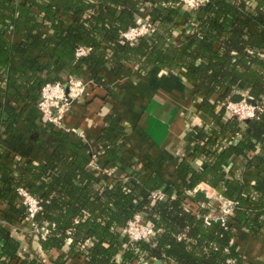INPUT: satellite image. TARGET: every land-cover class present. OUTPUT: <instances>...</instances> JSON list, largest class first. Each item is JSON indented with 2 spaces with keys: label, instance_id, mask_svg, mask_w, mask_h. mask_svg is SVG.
<instances>
[{
  "label": "trees",
  "instance_id": "obj_1",
  "mask_svg": "<svg viewBox=\"0 0 264 264\" xmlns=\"http://www.w3.org/2000/svg\"><path fill=\"white\" fill-rule=\"evenodd\" d=\"M178 1L0 0V201L6 205L0 206V236L7 258L40 262L19 258L20 244L6 227L28 222L21 187L41 202L36 222L47 230L40 236L42 249H60L71 240L70 253L87 251L89 264H116L118 255L121 264L146 257L241 264L233 242L237 225L264 231V190L243 181L236 165L226 168L233 156L245 169L264 165V0H209L195 9ZM146 4L153 35L123 41L122 32ZM176 30L181 44L172 39ZM79 48L86 54L79 56ZM133 65L183 71L201 98L200 110L213 119L212 132L197 129L201 144L179 164L177 181L166 185L154 172L117 173L126 138L118 116H106L99 137L104 165L118 167L104 179L88 170L92 147L84 137L46 122L37 107L47 83L80 77L86 69L106 84L107 69L117 79L131 76ZM239 90L262 106L255 118L239 121L221 105ZM256 143L259 151L253 152ZM200 157L204 166L197 169L191 160ZM201 183L236 202L226 224L205 223L210 208L203 204L211 199ZM162 186L164 198L151 200ZM137 212L150 216L158 232L149 241L129 243L122 229Z\"/></svg>",
  "mask_w": 264,
  "mask_h": 264
},
{
  "label": "crops",
  "instance_id": "obj_2",
  "mask_svg": "<svg viewBox=\"0 0 264 264\" xmlns=\"http://www.w3.org/2000/svg\"><path fill=\"white\" fill-rule=\"evenodd\" d=\"M149 13L150 6L146 4L136 15L144 17L149 16ZM172 39L178 44L182 43L180 30L174 31ZM132 69L131 76L117 79L107 69L106 84L94 81L90 72L85 69L80 74L87 85L84 98L70 104L63 118V130L76 131L84 137L92 150H99V137L105 127L106 116H118L126 129V138L120 143L124 151L123 163H119L118 170L107 167L111 170L114 168L117 173L125 170L129 174L154 172L161 176L166 185L170 180L177 181L179 164L201 144L197 129L204 128L207 132H212L213 119L200 110L201 98L194 92L193 81L183 71H169L159 67L141 71L137 65H133ZM235 93L246 95L248 91L239 90L233 94ZM217 99L218 95H214L212 102ZM18 125L21 127L22 123ZM257 151L258 143L254 145L253 152ZM96 163L97 166L89 163V172L98 178H110V172L99 168L107 163L102 154L98 156ZM191 164L197 169L204 166L202 157L191 160ZM233 165L237 166L235 171L239 172L243 181L257 184L264 190V165L256 163L251 169H245L237 156L231 157L226 168L229 170ZM199 188L209 194L217 191L206 183H201ZM0 206L6 208L2 201ZM6 227L20 244L18 256L22 260L38 259L39 264H89L87 251L82 254L70 253L71 240L60 249L45 252L39 233L33 231L26 220L7 223ZM233 242L241 257V264H264V231L253 233L237 225ZM2 243L0 236V264H21L19 260L2 254ZM116 264H121L120 255L116 258ZM133 264L178 263L146 257Z\"/></svg>",
  "mask_w": 264,
  "mask_h": 264
},
{
  "label": "built area",
  "instance_id": "obj_3",
  "mask_svg": "<svg viewBox=\"0 0 264 264\" xmlns=\"http://www.w3.org/2000/svg\"><path fill=\"white\" fill-rule=\"evenodd\" d=\"M208 1L209 0H179L178 4L188 9H195ZM155 30V23L148 16L142 17L136 15L134 24L123 31L121 36L123 41L134 44L143 36H152ZM86 52L87 50L85 48H79L77 54L83 56ZM86 86V83L80 77L74 75L66 76L63 81L45 84L41 90V97L37 104L42 118L46 122L60 129H64L63 118L65 112L73 101L84 98ZM248 97H250L248 94L243 95V98L237 102L232 101L231 97H228L221 102V105L225 107L229 115L237 117L239 121L255 118L257 112L262 110V106L255 102H250L247 99ZM233 138H235V136H231L230 139ZM99 152V150H92L91 163L96 166L98 156H100ZM99 168L108 173L111 171L107 166ZM19 193L22 196V203L27 208V220L31 229L39 233L40 236L45 237L47 235V230L41 228L36 222V217L42 210L40 200L37 196L31 194L23 187L19 188ZM207 195L211 200L208 204H203V207L210 208V211L203 215L205 223L210 224L213 221H220L226 224L228 217L234 211L236 202L226 198L220 190L215 191L214 194L207 193ZM164 196L165 187L162 186L152 191L149 198L155 201L164 198ZM186 208L188 210L197 211L189 205H186ZM157 232L158 230L155 229L153 219L148 215H144L142 212H137L122 229V234L128 238L129 243L149 241ZM143 255L144 253H142L141 256Z\"/></svg>",
  "mask_w": 264,
  "mask_h": 264
},
{
  "label": "water",
  "instance_id": "obj_4",
  "mask_svg": "<svg viewBox=\"0 0 264 264\" xmlns=\"http://www.w3.org/2000/svg\"><path fill=\"white\" fill-rule=\"evenodd\" d=\"M188 28H192V25H188ZM242 98H243V95L240 94V93H235V94H233V95L231 96V100H232V101H235V102L241 100ZM247 99H248L250 102H252V103L255 102V101H254L252 98H250V97H248Z\"/></svg>",
  "mask_w": 264,
  "mask_h": 264
}]
</instances>
